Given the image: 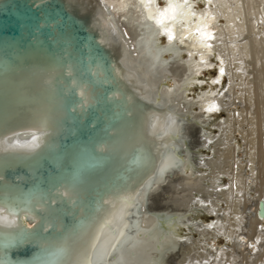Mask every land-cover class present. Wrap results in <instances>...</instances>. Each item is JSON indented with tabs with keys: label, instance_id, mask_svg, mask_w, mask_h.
I'll list each match as a JSON object with an SVG mask.
<instances>
[{
	"label": "bare ground",
	"instance_id": "bare-ground-1",
	"mask_svg": "<svg viewBox=\"0 0 264 264\" xmlns=\"http://www.w3.org/2000/svg\"><path fill=\"white\" fill-rule=\"evenodd\" d=\"M64 1L87 17L115 57L114 97L125 94L127 116L100 142L109 160L91 181H70L49 197L32 196L21 204L0 199V239L14 236L6 227L18 226L19 216L28 226L39 216L45 226H60L56 200L83 198L89 183L118 169L125 168L124 179L78 225L59 238L41 240L48 257L13 263L1 251L0 264H264V216L259 214L264 155L259 166L257 152L258 139L264 144V111L260 121L251 105H258L253 72L249 81L241 69L246 59L264 64V0ZM64 70L51 61L0 67V194L13 192L2 176L6 163L44 142L48 150L57 146L66 101L56 85ZM211 71L216 72L211 80L201 79ZM225 77L230 85L222 93ZM69 84L82 101L92 102L85 81L73 77ZM195 87L199 91L191 96ZM236 100L244 102L242 111H231ZM221 110L227 119L215 121ZM233 119L238 127L231 125ZM215 127L219 134L212 133ZM237 132L242 146L232 143ZM224 159L227 165L221 164ZM224 176L230 179L226 186ZM174 177L183 185L176 188L181 197L164 200L161 191L174 194ZM223 202L233 206V216ZM203 210L215 219L201 220ZM220 235L233 246L215 247Z\"/></svg>",
	"mask_w": 264,
	"mask_h": 264
},
{
	"label": "water",
	"instance_id": "water-1",
	"mask_svg": "<svg viewBox=\"0 0 264 264\" xmlns=\"http://www.w3.org/2000/svg\"><path fill=\"white\" fill-rule=\"evenodd\" d=\"M50 61L65 67L56 85L66 101L65 129L54 149L48 150L44 142L32 151L18 153L26 157L2 167L6 186L13 192L0 194V199L15 204L32 196L49 197L67 182L91 181L100 174L109 156L99 144L127 116L125 94L114 97L115 57L100 42L86 16L70 9L64 0L0 1V67L17 69ZM71 77L87 83L93 92L92 102L82 101L69 84ZM62 84L69 87L64 89ZM124 174L125 168L118 169L98 183H89L84 197L73 202L56 200L60 226L54 222L45 226L43 216L28 226L19 216L18 226L6 227L14 236L0 239V252L13 263H35L48 257L47 245H41V240L59 238L90 216L102 196L117 181H123ZM147 206L152 209L150 203ZM259 214L264 216L263 200L259 202Z\"/></svg>",
	"mask_w": 264,
	"mask_h": 264
},
{
	"label": "rangeland",
	"instance_id": "rangeland-1",
	"mask_svg": "<svg viewBox=\"0 0 264 264\" xmlns=\"http://www.w3.org/2000/svg\"><path fill=\"white\" fill-rule=\"evenodd\" d=\"M250 61V59H246L245 60V62H246V64H244V60H241V64L243 65L242 67L243 68H241V69H243V71H242V73H244V74H246L247 75V77L249 76V81L251 80V75H252V73H251V71L253 72V81H252V84H254V88H253V98H254V103H258V105L256 104H251L252 106V108L254 109V110H256L257 112H259V114H261V116H260V121L261 120H263V115H262V113H263V111H264V102H263V96H264V91L262 90V89H264V87H263V85H264V80H262L261 81V79H264V64H256V63H254L253 65H250V64H248L247 62H249ZM253 66H254V68H253ZM259 66V67H258ZM216 74V72H214V71H211V72H209V73H207V72H205L204 74H202V78L201 79H203L204 81H208V80H211V78L214 76ZM237 83L238 82H240V79L239 80H237L236 81ZM229 85H230V79H229V77H225V79L223 80V89H222V93L224 92V91H226L227 90V88L229 87ZM256 87V88H255ZM258 88H259V90H258ZM197 90V91H196ZM199 91V89H197V87H195L191 92H190V94H191V96H193L196 92H198ZM238 92H240V90H238ZM256 92V93H255ZM247 95V94H246ZM262 95V96H261ZM259 97V98H258ZM258 98V99H257ZM261 98V99H260ZM257 99V100H256ZM262 101V103H259V102H261ZM240 102V103H239ZM259 105H261V106H259ZM245 107V104H244V102H242V101H237L236 100V104L234 105V104H231L230 105V108H231V111H233L234 109H238V110H240V111H242L243 110V108ZM256 108V109H255ZM262 109V110H261ZM261 111V112H260ZM227 117H228V114H227V112H225V111H218V112H216V115H213V118H214V120L215 121H218L219 122V120L220 119H227ZM262 117V118H261ZM233 122V124H231V125H233V126H237L238 127V123L237 122H235L234 121V119L233 120H230V123H232ZM212 133H215V134H219V130H218V128H214L213 129V132ZM232 143H234L235 145H243L244 144V140H243V137H242V135L241 134H239V132H237L236 134H235V137H234V139H233V141H232ZM260 143V144H259ZM258 159H259V162H258V164L260 163V165L259 166H261V160L263 161V155H264V150L262 149V147L264 148V144H263V146H261V139L259 140L258 139ZM260 147V148H259ZM205 153L207 154V151H205ZM242 156H243V154H242ZM246 158V160H248L249 158H250V156H247V157H245ZM248 158V159H247ZM228 161L226 160V159H224L223 161H222V163L221 164H228L227 163ZM225 165V166H226ZM224 166V167H225ZM250 170V169H249ZM248 170V172H247V174L249 175V174H251V171H249ZM174 179V182H173V188H172V192H174V194H169V193H167V192H164V191H161L162 192V198L163 197H165L164 198V200L165 199H167L168 198V200L170 201V200H173V199H176L178 196H180L181 197V195L179 194V192L180 191H177L176 190V188L177 187H183V185H181L180 183H179V177H174L173 178ZM250 180V179H249ZM223 183H224V185L226 186V185H228L229 184V182H230V179H229V177H227V176H224L223 177ZM175 185V186H174ZM210 185V187L208 188V187H205L207 190V192L208 191H210L211 190V188H212V184H209ZM183 193V192H182ZM162 201V200H161ZM211 201V200H210ZM229 202H230V199H229ZM228 202V203H229ZM224 204H223V208H224V210L226 211V213L228 214V216L230 217V215H232L233 216V206H232V209H230L228 206H226V203L225 202H223ZM227 203V204H228ZM230 210V211H229ZM252 210L254 211L255 210V206H253V208H252ZM204 212L203 213H201L200 214V219L201 220H205L206 221V223L207 222H211L212 220H214L215 218H214V216L213 215H208L207 214V212H206V210H203ZM203 214H206L207 215V217H208V219H203L202 218V215ZM262 225H264V223L262 224ZM249 226V225H248ZM258 227H261L260 225L258 226ZM183 232H186V230L185 231H183ZM194 237L196 238V239H198L199 237H200V235L197 233V232H195L194 231ZM243 240L245 241H248V242H250L249 241V239L246 237V236H244L243 237ZM212 244L216 247V246H220V247H226V245L229 247V246H233V242L232 241H229V240H227V238H226V236H223V235H220L216 240H214V242H212ZM200 251H202V250H200ZM194 253V252H193ZM193 253H191L189 256L191 257V255L193 254ZM194 260H196V258L194 257L193 258ZM192 260V259H191ZM202 264H204V262L202 261ZM209 264V263H208Z\"/></svg>",
	"mask_w": 264,
	"mask_h": 264
}]
</instances>
